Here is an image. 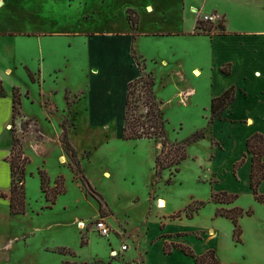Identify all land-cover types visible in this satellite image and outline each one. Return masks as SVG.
<instances>
[{"label": "crops", "instance_id": "1", "mask_svg": "<svg viewBox=\"0 0 264 264\" xmlns=\"http://www.w3.org/2000/svg\"><path fill=\"white\" fill-rule=\"evenodd\" d=\"M53 1L59 2V0H47L49 3ZM111 2L114 4L111 5ZM12 3L16 4L15 8H12ZM34 3L37 6L26 8V10V4H24L25 6L22 4V8L21 3L17 0H0V5H2L0 9H4L6 6L5 11H7L6 13L0 11V81L5 90V96L0 98V133L11 136L7 128L13 121V89H17L20 94L18 110L20 117L31 121V129L38 128V122H44V125L54 128L52 141L56 144V159L59 162L56 175H48L43 166H40L37 167L38 170L35 173L30 172V176L34 177L33 174H35V178L39 180L37 172L43 171L47 178V184L52 187L54 181L60 177L65 183L67 171L72 173L71 175H75L68 166L70 158L60 144L62 132L66 130V140L78 158L84 177L83 170L85 172L86 168L84 162L88 165L97 152L101 154L100 159L94 163V171L97 172L96 176L99 178V184L94 186V191L102 200L103 205L100 207L98 203L94 220L98 217L104 218L111 228V234L119 242V249H111L110 253L116 251L118 255H126L133 246L136 255L140 251L143 253V264H195L194 259L185 255L181 247L188 248L197 257L208 251L216 252L217 256L219 246L217 232L212 225L206 224L202 227L194 221L201 218L205 207H201L190 218L183 212L193 202L210 203V200L207 201L210 196L206 201L189 199L183 206L169 211L167 210V201L164 198L158 196L157 193H154V197L150 196L154 172L148 175L142 174L141 180L136 181L133 174L130 175L131 172L123 171L127 166L123 169L118 166L125 160L124 158L123 161L121 158L116 159V146H122L118 144L128 142L123 139L122 130L127 86L141 76V71L134 60V57H137L144 63L149 61L153 63L152 66L147 65L149 70L147 72L153 79L162 76L160 88L171 86L173 93L164 104L172 101V99H181L180 101L183 102L189 101L188 99L197 96V91L193 86V80L197 78L192 73L200 71L194 66L192 60L187 64L181 56L180 52L182 50L187 52V50L183 46L180 50L179 41H170L167 43L169 48L164 53L169 57L165 59L149 55L144 46L147 44V40H155L154 43L160 42L161 44L166 40L176 38L189 40L208 36L214 53L217 49L214 43L219 45L223 53L225 51L224 58L216 60L217 64H215L223 84L218 91L212 92L210 99L220 96L232 86L238 89L236 96L245 97L246 94L243 93L242 89L239 86L236 87L228 79L236 67L249 65L246 57L248 49L255 50L259 47L264 51V30L255 31L247 27L230 26L228 11L215 8L214 10L220 12L214 11L213 13H221L220 16L223 18V33L216 35L198 33L196 29L198 13L206 7V0L203 1L197 11L195 10L196 7H189L194 9L192 12L195 26L191 31L182 28L183 0H139L136 3L127 0H110L108 6L100 2L99 9L101 11L98 14L102 15V21L89 29H72L65 16L59 18L57 15L47 14L48 12H46V8H43L42 3L37 0ZM116 8L117 10H115ZM128 13L131 18L136 20L134 26L127 17ZM219 41L222 43H218ZM250 42H255L253 47L249 46ZM254 60L255 57L253 56L251 62ZM224 65H229V74L227 75L221 72ZM255 66L257 69L253 71V77L264 80V53L258 58ZM18 68L22 75L27 78L25 80L28 82V86L17 84L14 75ZM28 73L32 80L29 79ZM211 80L213 81V79ZM212 87H214L213 84ZM158 91L159 88L155 89L154 81L153 94L156 101L158 99L157 102L162 109L163 103L159 102L160 99L156 97ZM259 95H262V92ZM35 103L41 108L39 118L27 114V105L34 106ZM204 107L208 106L204 105ZM50 108L55 110L54 114L50 113ZM65 116L70 118L71 127L69 131L63 125ZM227 120L228 118L224 121ZM241 123L248 129V132L240 141L238 154L228 162L226 171L232 176L233 165L246 151V139L257 132L264 135V131L256 127L254 119L246 118ZM143 141L151 142L144 139L140 140V142ZM11 144L12 142L6 153L0 154V177L3 180L0 193L5 195L0 199L4 200L8 211L11 177L7 159ZM31 145L35 153H45L46 151L42 135L38 134ZM157 148L155 145V151L151 157L153 164ZM28 149L23 143L24 156L29 163ZM103 150L109 154H104ZM84 154L88 155L87 158L82 157ZM262 161L264 163V156ZM250 168L251 159L250 155L247 154L243 165L235 172L236 178L234 179L243 177L244 191L247 189V194H251L253 200V203L248 206L254 209L255 214L260 216L264 224V205L254 200L249 188ZM121 170L123 175L120 174ZM215 172L218 173L217 170ZM124 175L125 177L131 176L130 187L119 184L121 176ZM88 178L90 180L89 176ZM218 183L219 180L213 184V187L218 190L211 191L210 195L222 191L230 194L238 193L236 187L218 188L220 186H217ZM92 185L94 184L92 183ZM25 186L26 177L24 188ZM258 193L264 195V180L258 186ZM159 199L165 202V208H156V201ZM143 205L145 208L141 213L140 225L132 228L130 222L132 213ZM179 212H183L185 215L180 216L178 214L180 217H172ZM208 220H212V213L209 214ZM113 228L116 229L115 233H113ZM142 230L144 232L140 237L139 233ZM140 241L145 243L144 247L140 246ZM123 244L127 245L128 249L120 252V247ZM166 244L171 245L168 254L164 252ZM12 248V240L3 238L0 253H8ZM110 253L109 257H111ZM215 259L218 260L217 257ZM0 264H13V260L10 259L8 262V260L0 259ZM218 264H245V260L240 262L236 260L221 261Z\"/></svg>", "mask_w": 264, "mask_h": 264}, {"label": "rangeland", "instance_id": "2", "mask_svg": "<svg viewBox=\"0 0 264 264\" xmlns=\"http://www.w3.org/2000/svg\"><path fill=\"white\" fill-rule=\"evenodd\" d=\"M17 1L21 3L22 8L26 4L25 9L37 6L34 3L35 0ZM37 1L42 3L44 9L46 8L47 14L57 15L59 18L65 16L69 21L70 28L89 29L94 27V25L97 26V23H101L102 21V15L98 14L101 11L99 9L100 2L108 6L110 0H59V2L53 1L51 3L47 2V0ZM127 1H135L136 3L139 0ZM203 1L183 0L181 14L183 20L182 28L184 30L191 31L195 26L194 14L192 12L194 9L189 7L194 6L197 8L195 9L197 11L200 9V5L203 4ZM112 4L114 2H111ZM11 6L15 8L16 4L12 3ZM205 6V9L202 8L199 11L198 17L200 14L213 13L216 11L214 10L215 8L218 10L222 8L228 11L230 26L247 27L255 31L264 30V0H206ZM1 7L2 5H0ZM5 10L6 6L4 9H0L2 13H6L7 11ZM218 10L216 12H220ZM8 12L10 13L9 10ZM221 25L223 26V18ZM200 26L201 29L197 30L198 33L207 35L221 34L215 24L201 23ZM147 41L144 48L148 54L165 59L169 57L164 55L167 48H169L167 43L170 41H179L180 50L182 46L187 50V52L182 50L180 52L181 56L186 60L187 64L192 60L195 64L193 65L200 71V77L193 75L197 79L192 78L195 79L193 80V86L197 91V96L188 99L189 101L186 102L180 101L181 99H172V101L164 104L172 95V88L171 86L168 88H160L162 76L155 77L154 79L155 89L159 88L156 97L162 100H159V102L163 103V116L167 120L166 133L168 142H186L195 132L202 131L204 133L203 138L190 143L186 142L187 158L179 165V171L177 173L171 176L170 173L173 171L171 169L163 171L161 177L157 180L152 178V184L154 185L150 188V196L154 197V193H157L158 196L164 198L167 201V210L170 211L183 206L189 199H193V201H206L211 191L218 190L213 187V184L218 182V180L219 183L217 186L220 185L218 188L236 187L238 193L232 194L236 195L237 198L227 208L235 206L243 211L252 210L251 215H244L239 220L238 225L241 230L240 242H236L232 236L233 225L231 221L215 216L217 207L214 204H210L211 202L205 203V209L201 214V218H197L198 220L196 219L194 221L198 226L202 227L206 224L212 225L215 232H217L219 243L217 256L216 252L214 253V257L218 258L216 260L217 262H229L230 260L240 262L245 260V264H264L263 221L260 216L258 217L255 214L254 209L248 206L253 203V200L251 194H247V189L244 191L243 177L240 176L239 179H234L236 178L235 172L243 164L235 170L234 165L238 161L233 165V176L229 175L226 171L229 160L238 154L240 141L248 132V129L244 127L241 121H244L246 118H252L255 120L256 127L264 131V80L253 77V71L257 69V66H255L256 61L263 55L264 51L259 47L255 50L252 48L247 50L246 57L249 65H239L228 79L236 87L239 86L246 96H236L238 89L235 88L236 98L233 104L217 118L210 121V95L212 92L218 91L223 84L220 80L217 65L215 64H217L216 60L224 58L225 51L223 53L219 45L214 43V46H217L216 52L214 53L212 43L208 36H200L189 40H179L176 38L166 40L161 44L160 42L154 43L155 40ZM218 43H222V41ZM254 44L255 42H250L249 46L253 47ZM221 55L223 56L219 57ZM253 56L255 60L251 62ZM231 58L235 59L232 56ZM136 59L139 62L141 74H144L145 78L151 76L147 72L149 71L147 65L152 66L153 63L150 61L144 63L143 60L137 57ZM157 62L159 64V61ZM14 77H16L15 80L20 86H28V82L25 80L27 78L22 75L19 68L16 69ZM212 84L214 87H212ZM261 92L262 95H259ZM142 101L143 99L139 104ZM204 105L208 107H204ZM40 110L41 108L36 103L34 106L27 105V114H32L36 118H39ZM54 111V109L50 108V113L54 114ZM142 111H145L144 107H142ZM227 118L228 120L224 121ZM64 119L63 125L69 131L71 127L70 118L65 116ZM234 120L236 122H233ZM30 124L31 121L23 119L19 113L7 128L11 136L6 133H0V154L6 153L9 150L10 143L12 142L11 138H15L19 142L21 150L19 147H15V152H21V156L25 158L26 177V186L24 188L26 211L24 214L17 216L10 215L7 205L3 202L4 200L0 199V245L3 242V238L7 240L11 239L13 243V248L8 253H0V259L8 260V262L11 259L13 260V264H61L62 261L75 264H143V253L140 251L136 255L135 247L133 246L131 248L132 250L126 255L120 254L116 258L109 257L111 249H119V242L112 234L107 240L108 237H99L96 232L92 231L91 226L86 231L80 230L79 222L88 225L96 217L98 201L94 195H91L82 186L76 174L73 176L69 171L66 172L65 175H67V178H65V183L63 180L65 193L58 195L55 203L51 207H48L44 193L39 189V180L35 178V174H33L34 177L30 176V172L35 173L38 170L37 167L43 166V169L46 170L48 175H56L59 162L56 159V144L52 141L54 128L44 125V122H38L39 127L31 129ZM38 134L44 137L45 153H35V150L32 149L31 144ZM126 141L128 142L118 144L122 146H116L115 153L117 160L121 158L123 161L124 158L125 162L119 165L116 162V164L121 169L127 166L123 171L128 170L131 172L130 175L133 174L136 181L141 180L142 174L148 175L154 172V164L151 157L155 151V144L152 141ZM23 143H25L26 149L30 148L28 149V154L30 155L29 163L24 156ZM156 146L158 147L156 149L157 151L160 145L157 144ZM103 152L106 155L109 154L105 150ZM99 153L97 152L91 158L88 164L89 166L84 162L86 168L85 172L83 170V173L93 190L95 189L94 186H98L99 184V178L96 176L97 172L94 171V163L100 159L101 154ZM243 154L246 153L244 152ZM87 156L84 154L82 157L87 158ZM242 156L239 161L242 159ZM162 160H164L163 155ZM75 161H78V158L74 154L73 158H70L68 166L71 170L72 167L74 170H79L78 174L80 176L82 175L80 164L78 163L76 166L74 164ZM215 170H217V174ZM120 174L123 175L122 170ZM169 178L170 181H168ZM120 179L119 184L121 186L130 187L129 182L131 176L125 177L124 175ZM2 181L0 177V186H2ZM57 183L60 184L61 182L57 181ZM54 186L55 181L52 187L48 184L46 185L48 191ZM209 200L210 197L207 201ZM144 208L143 205L140 209L132 213V217L130 218L132 228L139 227L142 220L141 213ZM210 213H212L211 221L208 220ZM178 214L180 216L185 215V213L179 212L172 217L177 218L179 216ZM112 230L115 233L116 229L113 228ZM143 232L142 230L139 233L140 237ZM144 245L145 243L140 241V246L144 247ZM165 250L170 251L171 245L166 244L164 246V252ZM210 262V258H207L206 263Z\"/></svg>", "mask_w": 264, "mask_h": 264}, {"label": "trees", "instance_id": "3", "mask_svg": "<svg viewBox=\"0 0 264 264\" xmlns=\"http://www.w3.org/2000/svg\"><path fill=\"white\" fill-rule=\"evenodd\" d=\"M132 26L136 24V20L131 18V15H127ZM201 22L197 20L196 29H201ZM218 31L223 33V26L221 23L216 25ZM134 60L140 69L139 62H137L136 57ZM141 71V69H140ZM223 74H229V65H225L221 68ZM28 77L32 80L31 75L28 73ZM154 79L151 76L145 78L144 74L138 79L130 82L127 86L126 97H125V113H124V124H123V139L130 141L138 140H149L155 145H160V148L156 151L154 157V179L157 180L161 177L163 171L173 170L170 173L173 176L179 171V165L187 158L186 153V142H194L204 137L202 131L195 132L189 140L186 142H168V137L166 133L167 120L163 116V111L160 104L156 101L153 94ZM235 87H230L224 91L220 96L215 97L210 102V121L217 118L224 110L233 104L235 101ZM5 96V90L0 81V98ZM142 101L141 104L139 102ZM20 105V94L17 89H13L12 92V119H14L18 114ZM144 107L145 111H142ZM60 144L64 152L68 157L73 158L74 152L70 148L66 140V130H63L60 137ZM246 151L245 153L250 155L251 168L249 174V188L252 192L254 200L260 204L264 205V195L258 193V186L264 180V163L262 158L264 156V136L260 133H254L245 142ZM15 147L21 146L19 142L14 138L12 139L11 150L7 162L10 168L11 186L9 193V211L11 215H21L25 213V191H24V181H25V158L21 156V152H15ZM167 150V151H165ZM246 154H243L242 159L234 165V170L240 167ZM162 155L164 160H162ZM76 166L78 161H75ZM77 176V179L81 181L82 186L88 190L91 195H94L102 207L103 202L100 197L95 193L93 188L90 186L87 179L78 174L77 170L72 167V172ZM40 180V189L44 193V198L48 203V207L52 206L58 195L64 194L65 189L63 186V179L60 177L55 181V186L48 191L47 178L43 171L37 172ZM57 181L61 183L58 184ZM170 181V178L168 179ZM156 183V181H155ZM60 185V187H59ZM154 185V184H152ZM0 197H5L4 194L0 193ZM237 196L233 194H228L226 192L212 193L210 195V202L216 205L215 216L223 217L231 221L233 225L232 236L236 242H240L241 230L238 225L239 219L244 215H251L252 210L243 211L242 209L232 206L229 207L236 200ZM205 203L203 202H193L190 204L183 212L186 213L187 217H192L196 214ZM185 255L192 257L195 264L206 263L207 258H210L211 262L206 264H218L214 257L213 251H208L202 256H194L192 252L185 247H181ZM166 254L170 253L169 250H165ZM61 264H75L68 263L67 261H62Z\"/></svg>", "mask_w": 264, "mask_h": 264}, {"label": "built area", "instance_id": "4", "mask_svg": "<svg viewBox=\"0 0 264 264\" xmlns=\"http://www.w3.org/2000/svg\"><path fill=\"white\" fill-rule=\"evenodd\" d=\"M198 20L201 23H211V24H219L222 23V16L217 13H211L208 15L200 14ZM80 230L86 231L89 226H91V230L96 232L99 237L107 238L111 235V228L108 226L104 218L98 217L97 219L91 221L88 225H85L82 222L78 223ZM128 249V246L123 244L120 247V252H124ZM111 258H115L118 256L116 251H112L110 253Z\"/></svg>", "mask_w": 264, "mask_h": 264}, {"label": "bare ground", "instance_id": "5", "mask_svg": "<svg viewBox=\"0 0 264 264\" xmlns=\"http://www.w3.org/2000/svg\"><path fill=\"white\" fill-rule=\"evenodd\" d=\"M193 75L197 77V76H199V72L198 71H194L193 72ZM156 208L157 209H163V208H165V202L163 200H160V199L157 200L156 201Z\"/></svg>", "mask_w": 264, "mask_h": 264}]
</instances>
